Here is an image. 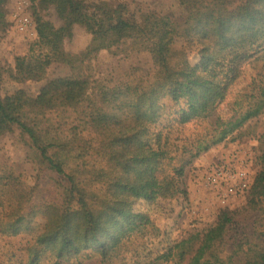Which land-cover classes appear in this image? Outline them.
<instances>
[{"label": "trees", "instance_id": "obj_1", "mask_svg": "<svg viewBox=\"0 0 264 264\" xmlns=\"http://www.w3.org/2000/svg\"><path fill=\"white\" fill-rule=\"evenodd\" d=\"M31 9L36 40L14 67L0 64V139L19 130L35 172L31 183L0 162V264H264V129L243 206L218 209L180 240L134 209L187 201L195 161L264 114V0H172L137 18L124 2L112 12L95 0ZM52 9L60 27L46 18ZM77 26L91 38L72 54L65 41ZM9 27L0 0V32ZM104 51L142 53L150 68L99 85L92 62ZM42 81L35 98L21 88ZM59 109L73 113L67 130L45 118ZM45 171L58 186L39 195Z\"/></svg>", "mask_w": 264, "mask_h": 264}, {"label": "rangeland", "instance_id": "obj_2", "mask_svg": "<svg viewBox=\"0 0 264 264\" xmlns=\"http://www.w3.org/2000/svg\"><path fill=\"white\" fill-rule=\"evenodd\" d=\"M6 12V20L10 24L7 30L0 32V64L7 67H14L15 63L21 60L27 53L30 45L36 40L35 24L31 15V7L35 0H30L28 13L32 19L34 29L26 34L17 32L13 28L12 16L15 8V0H3ZM100 6L112 12L119 0H95ZM172 0H124L129 13L135 18L142 13H154L159 11L163 2ZM185 16L182 8H176L175 22L179 25ZM46 18L56 27L61 26L60 20L55 12L50 10ZM90 36L80 27H74L73 36L65 41V48L68 52L76 54L83 50L90 42ZM182 42L176 39L173 50L181 51ZM139 68L145 71L150 68L148 57L142 53L132 54L128 60L114 57L107 52H101L92 62L94 80L99 85H112L124 79L130 68ZM141 71L139 73H141ZM46 81L27 82L21 86L28 96L35 98ZM8 87V86H7ZM6 87V88H7ZM8 89V88H7ZM45 118L52 122L60 130H67L73 124V113L66 109H59L47 113ZM264 129V114L251 123L250 134L233 143H224L213 148L209 153L204 154L195 161L186 174V184L190 196L187 201H158L148 204L139 201L135 205L137 211H148L156 224L171 228L173 237L180 240L186 238L191 232L201 230L211 225L220 208L237 209L244 204V198L230 199L221 203L212 193L208 191L204 182V173L210 166L220 161L228 162L234 160V164L242 166L247 175L251 177L256 172L255 156L258 139ZM27 148L19 130L15 128L0 139V162L7 163L15 170L23 172L29 181H34V166L27 161ZM229 159V160H228ZM153 174H146L152 177ZM59 178L50 171L41 174L38 182L39 195L53 194L58 186Z\"/></svg>", "mask_w": 264, "mask_h": 264}, {"label": "built area", "instance_id": "obj_3", "mask_svg": "<svg viewBox=\"0 0 264 264\" xmlns=\"http://www.w3.org/2000/svg\"><path fill=\"white\" fill-rule=\"evenodd\" d=\"M29 5L30 0H15L12 16L13 28L22 34L34 29L28 13ZM204 184L208 191L224 204L230 199L245 197L250 189V178L242 166L236 165L232 161H220L207 169Z\"/></svg>", "mask_w": 264, "mask_h": 264}]
</instances>
